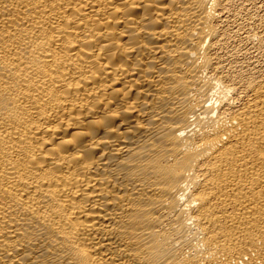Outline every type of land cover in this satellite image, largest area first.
Returning <instances> with one entry per match:
<instances>
[{
	"label": "bare ground",
	"instance_id": "obj_1",
	"mask_svg": "<svg viewBox=\"0 0 264 264\" xmlns=\"http://www.w3.org/2000/svg\"><path fill=\"white\" fill-rule=\"evenodd\" d=\"M263 48L264 0H0V264H264Z\"/></svg>",
	"mask_w": 264,
	"mask_h": 264
},
{
	"label": "rangeland",
	"instance_id": "obj_2",
	"mask_svg": "<svg viewBox=\"0 0 264 264\" xmlns=\"http://www.w3.org/2000/svg\"><path fill=\"white\" fill-rule=\"evenodd\" d=\"M264 49V48H263ZM259 50V51H257L256 52V50H254V52H255V54L257 55H259V56H261L263 53H264V50ZM262 51V52H261ZM259 52V53H258ZM254 55V54H253ZM253 55L251 54V53H247L246 55H244V54H240V57L241 58H243V60H245V61H248V59L249 60H251L252 62H255V64H257V66H256V69H257V71L259 72V73H261V70L262 69H264V59L262 60L261 59V57H260V61H259V63L258 62H256V60L258 59V58H254L253 57ZM252 56V57H251ZM246 58V59H245ZM255 60V61H254ZM258 61V60H257ZM262 64V65H261ZM245 77H248L247 75L245 76Z\"/></svg>",
	"mask_w": 264,
	"mask_h": 264
}]
</instances>
